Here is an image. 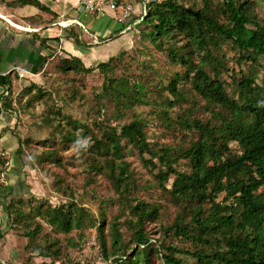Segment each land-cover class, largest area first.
Here are the masks:
<instances>
[{"label": "trees", "instance_id": "obj_1", "mask_svg": "<svg viewBox=\"0 0 264 264\" xmlns=\"http://www.w3.org/2000/svg\"><path fill=\"white\" fill-rule=\"evenodd\" d=\"M2 1L8 6L28 4L50 12L40 0ZM256 2L199 0L187 6L180 0L148 1L140 20L141 39L165 52L169 61L183 67L182 71H175L170 76L166 85L162 80L155 82V91L149 87V80H128L110 74L112 56L95 66L104 74L101 96L114 102L116 118L125 115L135 104L152 103L161 107L157 117L170 133L181 131L179 142L158 145L148 142L144 130L146 121L137 114L120 126H100L99 136L92 134L87 125L67 120L72 130L62 133V141L70 139L78 143L80 139L90 137L91 142L86 144L87 149L93 151L89 170L101 173L109 180L129 216L118 221L117 216L107 219L101 211L100 216L94 218L84 206H77L73 201L54 206L39 202L25 210V201L19 198L5 203L0 201L4 203L7 221L24 222L28 227L24 234L28 237L40 227L36 222L29 228L30 218L35 216H40L55 231L64 233L97 224L98 243L103 257L109 260L107 264H138L141 257L143 264H149L154 248L145 226L158 219L160 205L157 201L148 202L136 193L155 183L178 208L172 224L163 227V234L190 240L195 246L191 253L194 264H264V86L256 83L249 73L242 72L238 78L231 76L234 86L233 94H229L221 77L227 70L224 44H229L238 54V60L248 61L252 66L259 65V58L264 57V19L257 15ZM119 24L117 29L121 30L125 23ZM70 34L75 43H82L77 32L70 30ZM44 41L40 40L41 43ZM56 67L63 73L93 70L76 56L60 57ZM184 83L189 84V90L204 104L194 97L188 99ZM2 85L10 89V75L4 76ZM34 89L40 98L44 95V91L31 82L20 89L16 101L3 100V108L11 109L13 102L17 104V99L24 94L33 93V99L38 100ZM10 91L6 97L12 94ZM183 103H186L185 107ZM174 106H178L180 112L173 118L167 107ZM204 112L207 117L201 119L199 114ZM12 133L17 137L15 154L24 173L28 164L21 160L24 139L13 129ZM230 142H236L239 151L234 152ZM131 150L145 167L156 170L154 183H137L130 163L124 159L125 152ZM56 151L53 148L49 152ZM4 154L0 153L1 185L7 181L5 172L9 166V156ZM180 161L187 163L188 168L178 169L176 165ZM219 193H223V197L218 201ZM102 201L108 203L111 199ZM121 224L131 230L130 241L136 244L130 253L129 245L121 238ZM79 235L82 236V232ZM53 243L37 250L40 256L55 262L61 256V249ZM70 244L77 245L76 242ZM88 245L93 247L96 242ZM165 250L160 254V264H187L174 256L177 250L180 251L178 248L167 245ZM52 261L45 260L41 264H56ZM57 264L66 263L62 260Z\"/></svg>", "mask_w": 264, "mask_h": 264}, {"label": "rangeland", "instance_id": "obj_2", "mask_svg": "<svg viewBox=\"0 0 264 264\" xmlns=\"http://www.w3.org/2000/svg\"><path fill=\"white\" fill-rule=\"evenodd\" d=\"M116 1L118 4H128L132 9L126 18L119 21V23H125L124 27L121 30L116 29L111 32L110 35L114 34L115 36L107 39L108 41L105 40V37L93 39L91 36L90 39L87 38L89 31L79 30V32L72 25L76 22L81 25L82 23L77 19H69L67 14L64 21H60L61 26H64L67 32L65 35L67 42L70 41L75 44L71 40L72 36L69 32V28H74V31L81 36H79L81 40L90 42L87 46H102L104 50H107L105 57L95 59L94 62L91 60L83 63L85 66L92 67L93 70L86 73H63L56 67V64L60 57L72 55L67 52L61 55H50L46 65L32 77L33 81L30 80L29 82V84L31 82L35 83L41 91H44V95L40 98L38 91L34 89L33 92L36 93L35 96L38 97V100L33 99V93L24 94L20 96L19 100L17 99V104L15 103L11 107L17 113V122L13 125V131L21 139H24L21 160L27 161L28 164L24 167V180L18 185V188L9 191L11 194H7L4 203L10 199L17 200L21 198L25 201L24 209L28 210L29 207H33L39 202L54 206L73 201L77 206H84L94 218L99 217L101 211L105 212L107 219H114L117 216L118 221H122L129 216L128 209L120 203L109 180L103 174L89 170L88 164L91 161L90 156L93 155L91 153L93 151L90 152L86 144L91 142L90 137L80 139L81 141L78 143L70 139L65 142L62 141V133L67 129L72 130L67 120H75L85 124L90 128L92 134L99 136L101 134L100 126L108 127L116 124L120 126L133 119V115L137 114L146 121L144 130L148 142H157L159 145L165 143L175 144L180 141L181 131H176L175 134L170 133L168 127L161 123L157 117L160 106L152 103L135 104L132 108L126 110L125 115L116 118L118 113L114 102L106 96H101L104 74L95 66L100 62L107 61L110 56L114 58L110 61V64H113V70L109 72L110 74L128 80H149L151 82L149 87L153 91H155L153 86L155 82L162 80L163 84L166 85L175 71L183 70L180 65L169 61L165 52L157 49L147 40L141 39L139 33L140 20L144 14L143 12L146 11V4L150 0ZM143 1L145 3H142ZM180 1L187 6L199 2V0ZM256 1L257 15L264 19V0ZM68 2L72 4V8L75 7L76 11L78 0L76 4L69 0ZM106 14L110 16L123 15L119 11L114 14L110 9L106 10ZM128 21L129 23H127ZM115 37H118V39L112 44L111 40ZM223 52L227 70L223 72L221 77L229 94H233L234 86L231 76L238 78L242 72L249 73L255 78L256 83L264 86V57L259 58V65L252 66L248 61L238 60V54L231 49L229 44L223 45ZM184 87L188 99L192 97L198 99L189 90L188 83H184ZM13 91L17 92L16 89ZM151 93L154 94L153 92H147L149 95ZM199 101L204 104L203 100ZM185 104L183 103L182 106L185 107ZM167 110L173 118L180 112L178 106L167 107ZM199 116L201 119H205L207 113H201ZM230 147L234 152L239 151L236 142H230ZM53 148L57 151L55 153L49 152ZM55 155L58 157L56 158ZM16 156L13 154L11 155L12 158L9 156V165H12L11 162L14 158L17 159ZM56 159L59 161L55 162ZM124 159L130 163L129 168L133 170L137 183L142 185L149 182L154 183L153 173L156 170L145 167L134 150L125 152ZM153 160L156 161V158ZM176 166L181 170L188 168V164L183 161H180ZM16 169L21 172V167L18 168L17 166ZM170 183L171 179L167 187L170 186ZM154 184L146 185L145 188L136 193L138 197L144 198L148 202L157 201L160 205L158 219L147 223L145 226V230L150 237V245L152 244L154 248V252L150 255L149 264L161 263L160 254L166 252L165 247L167 245H172L180 250H177L174 256L180 257L187 264H194L195 259L191 253L194 252L195 246L190 240L187 241L176 238L174 235L163 234V227L172 224L178 208L172 203L169 195ZM3 185H5L4 182ZM222 197L223 193H219L216 200L219 201ZM105 198H110L111 201L108 203L103 202L102 200ZM4 203L0 202V229L3 234L0 236L1 264H41L45 260L50 262L52 258L40 256L37 250L40 247L44 248L49 245L50 242H55L53 245L61 249L60 258L56 259L55 262L52 261V263H59L62 260L66 264H107L109 262L107 258L103 257L98 243L97 224L94 227L88 225L87 227L73 228L64 233L55 231L40 216H35L34 219L30 218L32 223L29 228H33L36 222L40 223V227L34 235L28 237L24 234L28 228L24 226V222L7 221ZM119 230L123 243L129 245L128 253H130L136 246L135 243L130 241L131 230L124 224L119 225ZM80 232H82V236L79 235ZM93 241L96 242L95 246L88 245ZM70 242H76L79 245L73 247ZM107 248L110 249L109 236H107ZM141 260L138 264H143Z\"/></svg>", "mask_w": 264, "mask_h": 264}, {"label": "crops", "instance_id": "obj_3", "mask_svg": "<svg viewBox=\"0 0 264 264\" xmlns=\"http://www.w3.org/2000/svg\"><path fill=\"white\" fill-rule=\"evenodd\" d=\"M69 1L77 3V0ZM40 2L56 15L28 4L8 6L5 1L0 0V153H6L10 157L12 154L16 156L18 146L17 137L12 133L13 125L17 122V113L13 108L4 109L3 100L7 101L11 98L14 101L18 91L30 80L33 81L32 77L46 65L50 55H61L67 52L80 58L83 63L91 60L94 62L95 59H101L107 55V50H104L102 46H87L90 44L89 41L84 42L80 39L81 44L67 42L65 39L67 32L60 21H64L66 14L69 19H77L84 28L76 24L72 26H77L78 31H89L88 36L86 35L89 39L91 36L93 39L113 38L115 35H110L111 32L120 26L115 17L106 13L94 15L95 13L75 11V7L72 8L68 0H40ZM70 30L76 32L74 28H69V32ZM41 39L45 41L41 43ZM117 39L118 37H115L111 43H115ZM71 40L74 41L73 38ZM18 72H21L23 76L19 77ZM6 74L10 75V89L2 85ZM14 89L17 92H14ZM8 90H11L12 94L6 97ZM16 158L11 162L12 165L6 168L7 181L0 188L1 202L5 201L7 193L11 194L9 191L18 188L24 180V173L16 169L17 166L21 167L22 163L17 156Z\"/></svg>", "mask_w": 264, "mask_h": 264}, {"label": "built area", "instance_id": "obj_4", "mask_svg": "<svg viewBox=\"0 0 264 264\" xmlns=\"http://www.w3.org/2000/svg\"><path fill=\"white\" fill-rule=\"evenodd\" d=\"M119 3H121V2H119ZM142 3H145V1H143ZM107 9H110L114 14L116 13V11L123 13L122 16H120V15L113 16L118 21H121L124 18H126V16L128 14H130L132 8L128 4H126V5H122V3L118 4V2L116 0H78L77 10L80 12L82 11V12H89V13H95V14H103V13H106ZM120 9H122V10L120 11ZM144 9H145V6H144ZM145 12H143V13L145 14ZM127 23H129V21ZM127 23H126V25H127ZM75 24L79 25L81 28H84L83 25H81L79 22H76ZM18 76L22 77L23 74L21 72H18ZM1 177H3L2 173H1ZM90 243L93 244L94 241L90 242ZM81 264H83V263H81Z\"/></svg>", "mask_w": 264, "mask_h": 264}]
</instances>
